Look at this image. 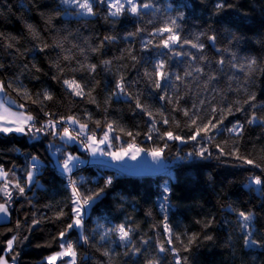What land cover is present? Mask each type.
Masks as SVG:
<instances>
[{
	"label": "trees",
	"instance_id": "trees-1",
	"mask_svg": "<svg viewBox=\"0 0 264 264\" xmlns=\"http://www.w3.org/2000/svg\"><path fill=\"white\" fill-rule=\"evenodd\" d=\"M224 2L231 7L217 13V0H154L159 12L145 10L147 14L140 17L125 14L113 21L112 18L104 19L107 11L105 8H96L99 13L97 16L78 19L75 15L65 16L59 0H0V33H3V37H0V64L4 65L0 69V80L5 82L11 99L16 104H25L26 110L36 117L37 127L49 119L46 112L53 114V120L74 113L81 123H87L88 129L94 131L96 137L106 129L107 123H113L111 136L120 137L118 141H113L114 146L134 143L137 147L148 149L157 145L162 147L167 141L169 147L164 150V161H174L178 156L185 157L159 173L143 176L120 173L91 162L74 170L73 179L81 181L83 178L81 191L103 187L104 179L113 177V183L104 195L92 208L87 209L83 231L89 241L84 243L77 230L66 231L67 225L72 222V191L56 166V158L53 156L55 147L49 148V145L59 143V138L44 133L39 134L38 139H32L30 135L0 133V165L9 172L10 178L15 173L23 182L22 169L27 166V160L33 155L40 160L37 183L26 188L23 196L13 193L9 220L0 223V256H4L9 264L15 253H19L17 264H41L46 256L60 250L59 233L62 231H66L65 239L74 244L77 264H145L149 258H159L160 264H174L171 252L158 253L156 248L157 240H166L164 213L159 208V197L165 181L171 188L167 215L172 232L180 234L185 244L187 237L193 233L199 236L189 252L183 251L182 245L174 241L173 246L180 250V255L188 257V264H264V249L250 250L244 247L238 218L239 211L250 212L254 216L253 228L257 226L258 219L264 225V194L257 191L259 186L245 188L250 176L260 175L264 179V173L251 165L241 166V161L235 159V156L223 155L217 158L216 148L218 144L228 153L235 145L240 155L264 166V126L246 123L252 109L244 104L243 112L235 111L234 107L233 114L226 111L223 113V122L215 129L210 128L207 133L213 137L211 141L201 139L203 132L197 138L199 143L190 140L181 143L167 140L166 137L161 140L159 135L169 130L174 135L187 138L194 131V126L182 110H174L173 104L159 99L162 93L144 75L145 69L151 71L153 64L161 58L158 54L167 52V49L154 46L159 42V37L147 49L143 47V42L153 39L149 33L160 26L165 14L175 15L177 11L184 13V19L178 22L181 25V39H194L199 33L211 34L214 31L218 36L217 47L225 48L228 47L225 38L227 32L235 33L242 39L239 47H232L231 51L241 58L255 57L260 68L264 69V0ZM27 24L34 26L40 39L29 33ZM137 28H143L144 31L138 35H128L136 32ZM106 35L117 38L111 43L105 42L98 52H92L91 48L98 47ZM9 39L15 44L14 48L7 47ZM200 39L205 43L204 55L213 61L211 69L206 67L205 71H215V60L219 59V54L205 36ZM57 40H64V49H71L75 59L71 62L63 60L66 52L60 48L49 47L40 51L42 41L51 45ZM74 44L85 49L87 60L85 55L79 54L77 48H73ZM129 50L136 57L135 61L131 59ZM183 51L199 55L196 49L188 45L184 46ZM228 55L225 53V56ZM103 60L112 63L106 68L101 63ZM77 61L85 65L95 64V72L68 70L69 67L78 69ZM54 62L65 67L63 74L58 73L53 66ZM169 63L173 72L182 73L188 67L185 57H174ZM36 68L40 71H36ZM232 71L226 68V74L217 73L218 80L213 81L206 91L203 88L205 77H201L199 82L189 77L186 81L188 87L176 82L177 88H169L168 94L173 99L182 97L179 109L198 111V124L212 119L211 109L217 107L213 120L215 123L221 117L219 108H227L229 103L237 100L243 104L247 98L243 91H234L237 84L228 79ZM236 75L243 83V74ZM57 76L60 79H54ZM120 76L125 78L128 92L133 97L139 95L141 103L155 114L159 133L152 131L151 140L147 139V135L152 128V120L136 108L135 99L128 100L123 96L117 99L112 96L110 103L105 104L106 98L115 91ZM66 78H75L86 93L94 89L92 96L96 103L90 102L87 96L82 98L71 95L62 83ZM8 83H12L13 88L23 85L32 93L33 98L36 93H43L44 90L53 98L43 101L42 110L40 104H33L18 96L12 88H7ZM230 83L233 90H229ZM247 87L249 92L256 95L253 103L257 105V115L264 116V108H261L264 105V70L256 71ZM200 100L205 103L201 105ZM193 104L197 106L196 109L192 108ZM159 112L168 117V124H163ZM94 113H97V117L91 121ZM96 121L100 122L99 126ZM237 121L245 125L240 137L226 130ZM128 132L133 134L134 140L127 135ZM201 144L208 148L211 157L206 160L187 158V154L199 149ZM62 150L84 154L76 145H65ZM0 202H3L2 199ZM229 206L236 211L228 212ZM61 211L64 215L58 218ZM34 220L39 222L33 225ZM98 220L105 227L125 224L132 228L133 243L142 247V254L126 256L124 247L102 242L99 234L93 231ZM209 221L210 226L205 227ZM218 233L224 236L219 247L214 242ZM14 235L17 240L12 251L7 252V241ZM205 236H212L213 239L206 240ZM112 240H116L114 235ZM141 240H148V245L142 246ZM259 240L264 242V232ZM145 248L147 251H144ZM106 249L112 251L111 257L103 254Z\"/></svg>",
	"mask_w": 264,
	"mask_h": 264
},
{
	"label": "snow or ice",
	"instance_id": "snow-or-ice-1",
	"mask_svg": "<svg viewBox=\"0 0 264 264\" xmlns=\"http://www.w3.org/2000/svg\"><path fill=\"white\" fill-rule=\"evenodd\" d=\"M61 11L65 16L75 15L78 19H87L88 17L97 16L99 13L95 10L96 8H105L107 9L106 14L104 16L105 20H109L112 18L113 21L119 19L125 14H129L132 16L140 17L144 14H147L145 10H151L152 12H159V7L154 3V0H59ZM26 7V5H23ZM226 7H231V5H227L224 0H217L215 8L217 13L220 10L225 9ZM60 14L59 12L57 13ZM184 19V13L182 11H177L175 15H167L165 14L164 19L160 23L159 27H156L153 32L149 33V35L153 39H149L143 42V47L147 49L150 45H153V41L156 37H159V42L154 46L157 48L167 49V52L159 53L158 55L161 57L158 59L152 66L151 71L145 69L144 75L147 77L148 81L152 84V86L159 90L162 95L159 97L160 100H165L167 103L174 105V110H182L184 115L189 118L191 125L194 126V131L192 134L183 138L180 135H174L171 130L165 131L159 135V139L163 140L165 137L167 140L180 141L181 143H187L190 141H195L199 143L197 140L198 137H201V133H204V136L201 139H207L211 141L213 139L212 136H208L207 133L210 128L215 129L217 125L223 122L225 118L223 113L226 111L228 114H233V108L235 107V111L243 112L245 111L243 105H249L252 109L251 114L246 118V123L248 125H259L264 126V116L257 115V105L253 103L256 99V95L254 92H249L247 85L250 83L252 76L258 70L261 69L258 61L255 57H238L236 52L231 51L232 47H239L241 42V37L237 36L235 33L227 32L226 40L228 42V47L218 48L217 41L218 36L213 31L211 34L207 33H199L195 36L194 39L184 38L181 39V25L178 23ZM49 22H51V17L49 18ZM151 23V21H149ZM29 33L36 39H40L39 33L36 31L33 25H26ZM144 31L143 28H137L136 32L129 33V36L138 35L140 32ZM205 36L206 40L209 42L210 46L216 50L219 54V59L215 60V64L217 65V69L215 71L209 70L205 71V68L211 69V61L206 55H204L205 43L201 41L200 37ZM0 37H3V33H0ZM117 37L106 35L103 40L100 41L98 47H92V52H98L100 48L104 46L105 42L111 43ZM64 39H67L65 37ZM188 45L192 49H196L199 55H195L189 51H183L184 46ZM8 48H14L15 44L12 42V39H9L7 44ZM53 47L60 48L65 51L66 54L63 56V60L71 62L75 59V56L72 54L71 49H64V40H57L51 45L47 42L41 43L40 51H44L45 49ZM73 48H77L80 55H85V49L81 48L79 45L74 44ZM179 49V50H178ZM18 51V50H17ZM169 53L171 54L169 56ZM225 53H228V56H225ZM129 55L132 60H136L134 55H131V51L129 50ZM174 57H185L187 58L188 67L183 70V72H173L171 70V65L169 61ZM85 60H87V56L85 55ZM184 61H180L183 63ZM79 67L76 68H68L70 71L77 70H87L89 73H94L96 70L95 64H87L81 63L77 61ZM106 68L112 63L110 60H103L101 62ZM54 67L57 68L58 73L63 74L65 71V67H62L59 62H54ZM4 67L3 64H0V69ZM27 67V65L25 66ZM35 67V65H33ZM228 68L232 71V74L228 76L230 82H235L237 87L234 89L236 92L243 91L246 94V99L243 101V104L239 100L229 103L227 108L221 107L219 108V112L221 113L220 120L213 123L215 119V114L217 113V107L213 106L211 111L213 113L212 119H209L207 123L198 124L197 120L200 119L198 111H191L187 108L179 109V100L182 97H176L173 99L168 94V89L171 88L175 90L177 88V83L185 84V87H188L187 78L191 77L192 80L199 82L201 77H205L203 81L204 90H208L209 85L213 83V81L218 80L217 73L224 75L226 74L225 69ZM36 71H40L39 68H36ZM237 73L243 74V83L240 82L239 77L236 75ZM54 79H60V76L54 77ZM65 89L69 91V93L73 96L85 97L87 96L90 99V102L96 103L95 97L92 96V91L94 89H89L86 93L84 91V87L79 83L75 78L72 79H63L62 80ZM7 88H12L13 91L17 93L18 96H22L25 100H30L33 104H40L43 110V101L51 100L53 97L47 91L44 90L43 93H36L35 98L32 97V93H30L23 85L13 88L12 83L7 84ZM128 86L125 83V78L120 76V78L116 82V89L111 93V95L106 98L105 104H109L111 101V97L115 96L119 99L121 96L126 97L128 100L135 99L136 108L140 109L141 112L146 113L152 120V128L149 130V134L147 135V139H152V131H156L159 133V129L156 128L157 120L155 118V114L149 110L145 105H143L140 101L139 95L135 97L132 96L130 92L127 90ZM215 91V89H213ZM229 90H233L231 87V83L229 84ZM41 96L43 99H41ZM205 103L204 100H200V104L203 105ZM99 106V105H97ZM193 109H196L197 106L193 104ZM261 108H264V105H261ZM162 117L163 124H168V117L164 115L163 112L158 113ZM49 119L40 124L37 127V119L30 112L26 110L25 104H16V101L11 99L8 95L5 82L0 80V133L5 135L11 133L30 135L32 139H38L39 134H50L54 137H58L60 141H62L65 145L71 143H77L82 146L83 150L88 152L92 157L100 156H109L112 160L117 162H122L125 158H129L131 160H137L141 153H146L148 156L152 158V165L157 167L158 169L164 168L165 165L163 163L165 157L163 155L164 150L169 147L167 141L164 142L163 146H154L148 149L137 147L134 143H127L126 147H121L116 151H112L114 147L113 141H118L120 139L119 136H111L110 133L114 131L113 123H107V130L104 132L103 136L97 139L94 131H90L88 129L87 123H81L77 118L73 116H69L66 119L61 118L59 120L52 119V113H45ZM96 125L99 126L100 122L96 121ZM244 124H241L239 121L234 123L231 128L226 129L228 132L234 134L237 137L242 136L244 131ZM128 136L133 137L131 132L127 133ZM138 135V134H137ZM135 137H133V140ZM55 147V151L53 152V156L56 158V166L59 169L61 175L65 176L68 180V186L72 191V222L67 225L66 231L77 229L80 231V239L84 243H88L89 237L84 234V221L87 214V209L92 208V206L104 195L105 190L110 187L113 183V177L109 176L104 179V186L96 189H87L85 191H81L82 181H77L72 178V174L74 170L79 169V167L86 163L84 159H82L79 155H74L71 152H65L62 150V146L49 145V148ZM218 149V156L230 155L235 156V159L241 161V166L244 164L251 165L254 168H260L261 172L264 173V166L260 163H256L252 159H248L245 156L239 154L238 148L234 145L233 149L225 153L224 149L221 148L220 145H216ZM211 152H209L208 148L203 146L199 147V149H194L192 152L187 154V158L198 157L201 160H206L211 157ZM185 157L178 156L177 159H184ZM40 160L38 156H31L30 159L27 160V166L22 169L24 176L23 182L20 177L15 176V173L12 174L11 178L9 172L4 169L2 165H0V199L3 202H0V216L9 217L11 215V205L13 203V193H17L20 196L25 194V189L31 187L34 183H37L36 174L39 171ZM252 184L259 186L257 191L264 194V179L260 175H254L249 177V186ZM171 195V188L167 181L164 182L162 187V195L159 197L160 203L159 208L162 213H164V232L166 233V240L161 242L157 240L156 248L158 253H168L171 252L173 256L174 264H188V257L181 256L180 250L177 249L174 245V241H178L182 245V249L185 252L191 251V246L197 242L199 239L198 234L193 233L191 236L187 237V244L184 243L180 234L173 233L171 226L168 224V209L170 207L169 197ZM228 212H235L236 209L231 206L227 209ZM151 214V213H149ZM64 213L61 211L58 213L59 216H63ZM240 230L242 233L241 238L243 239V244L246 249H264V242L257 240L255 238V230L252 227V221L254 216L250 212L239 211L238 212ZM105 219H107L105 217ZM39 221H33V225L38 223ZM110 223V222H109ZM199 223V221H198ZM211 221L205 223V227H209ZM19 221L17 222V227H19ZM31 231V229H29ZM66 231H62L59 233L60 238V251H56L51 255H48L44 258L41 264H77V253L74 247V244L69 240L65 239ZM95 234H99V238L102 242H110L116 244V246L124 247V254L127 256L131 255H141L142 247H137L132 240L131 233L133 229L130 227H126L125 224L112 225L111 227H105L104 224H101L99 220L96 224V229L93 230ZM113 235L116 237V240L113 241ZM27 240V237H24ZM204 239L212 240V236H205ZM17 240V237L14 235L11 239L7 241V252H11L13 249V244ZM148 240H141V245H148ZM167 245V247L165 246ZM50 246V245H49ZM144 251H147L145 248ZM105 256L111 257L112 251L105 250L103 253ZM19 253H15L12 256V264H17V257ZM69 259H65V258ZM0 264H8V261L4 258V256H0ZM145 264H160L159 258H149L146 259Z\"/></svg>",
	"mask_w": 264,
	"mask_h": 264
},
{
	"label": "rangeland",
	"instance_id": "rangeland-1",
	"mask_svg": "<svg viewBox=\"0 0 264 264\" xmlns=\"http://www.w3.org/2000/svg\"><path fill=\"white\" fill-rule=\"evenodd\" d=\"M69 116H73L76 118L74 113H70ZM69 116H67V117H69ZM96 117H97V113H94L91 121L94 120ZM106 130H107V128L101 133V135L99 137H97V139L102 137ZM110 135H111V133H110ZM69 145L78 146L79 150L82 151L84 154L81 155V154L75 152L74 155H79L86 162H87V160L90 159L91 162H98L101 166L114 168L116 170H119L120 172L129 174V175H137V176L151 175V174H156L157 172H161V171H163V169H166V167L158 169L157 167L153 166L152 165V158L150 156H148L146 153H141L137 160H131L129 158H125L124 161L117 162V161L112 160V158L109 156L97 155L96 157H92L88 152L83 150L81 145H79L77 143H71ZM121 147H126V146L119 144L118 146H114L110 150L116 151ZM163 163H164V161H163ZM75 230H77V229H75ZM254 230H255V238L257 240H259L261 233L264 232V225H262V222L260 219L257 220V226L254 228ZM77 232H78V235L80 236V231L77 230ZM223 237L224 236L222 233L216 234V236L214 238L215 246L219 247L222 244ZM65 259H69V258L66 257ZM10 264H12V263H10ZM58 264H59V262H58Z\"/></svg>",
	"mask_w": 264,
	"mask_h": 264
},
{
	"label": "crops",
	"instance_id": "crops-1",
	"mask_svg": "<svg viewBox=\"0 0 264 264\" xmlns=\"http://www.w3.org/2000/svg\"><path fill=\"white\" fill-rule=\"evenodd\" d=\"M17 134V133H16ZM66 145H69V144H66ZM56 146H62V147H64L65 146V144L62 142V141H60L59 140V143H56ZM89 162H91L90 161V159L88 160ZM91 163H96V164H99L98 162H91ZM83 165V164H82ZM100 165V164H99ZM114 169V168H113ZM116 170V169H115ZM116 171H118V172H120L119 170H116ZM128 171V170H127ZM120 173H123V172H120ZM157 173H159V172H157ZM9 220V217H3V216H0V223H2V222H6V221H8Z\"/></svg>",
	"mask_w": 264,
	"mask_h": 264
},
{
	"label": "built area",
	"instance_id": "built-area-1",
	"mask_svg": "<svg viewBox=\"0 0 264 264\" xmlns=\"http://www.w3.org/2000/svg\"><path fill=\"white\" fill-rule=\"evenodd\" d=\"M59 120V119H58ZM178 161V159H175L174 161H170V162H167V161H164V165H165V167L166 168H169V167H171V165L173 164V163H175V162H177ZM87 163H89V161L87 160V162H86V164ZM65 177V176H64ZM65 180H66V182H67V184H68V180H67V178L65 177Z\"/></svg>",
	"mask_w": 264,
	"mask_h": 264
},
{
	"label": "water",
	"instance_id": "water-1",
	"mask_svg": "<svg viewBox=\"0 0 264 264\" xmlns=\"http://www.w3.org/2000/svg\"><path fill=\"white\" fill-rule=\"evenodd\" d=\"M251 186L256 187V185H254V184H252ZM251 186H249V183H248V184L245 186V188L248 189V188L251 187Z\"/></svg>",
	"mask_w": 264,
	"mask_h": 264
}]
</instances>
